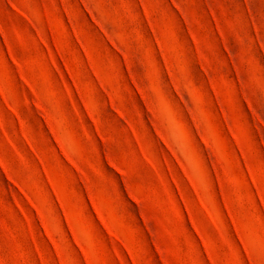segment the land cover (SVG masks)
Returning a JSON list of instances; mask_svg holds the SVG:
<instances>
[{
    "label": "rangeland",
    "instance_id": "obj_1",
    "mask_svg": "<svg viewBox=\"0 0 264 264\" xmlns=\"http://www.w3.org/2000/svg\"><path fill=\"white\" fill-rule=\"evenodd\" d=\"M0 264H264V0H0Z\"/></svg>",
    "mask_w": 264,
    "mask_h": 264
}]
</instances>
